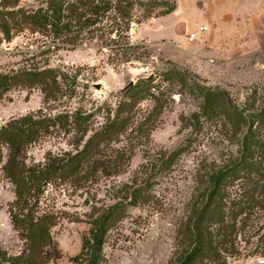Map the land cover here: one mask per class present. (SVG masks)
<instances>
[{"label": "rangeland", "instance_id": "1", "mask_svg": "<svg viewBox=\"0 0 264 264\" xmlns=\"http://www.w3.org/2000/svg\"><path fill=\"white\" fill-rule=\"evenodd\" d=\"M216 1L135 0L119 39L112 29H100L98 24L57 37L13 31L9 42L0 33L1 75L52 69L57 81L48 98L39 86L1 94L0 131L11 120L28 115L68 117L66 129L50 128L45 138L27 149V164H44L48 153L54 158L76 154L113 119L121 103L130 101L133 108L134 124L112 152L104 150L96 160L84 163L78 180L57 181L35 196L38 200L31 209L50 222L49 240L40 255L48 264H72L92 214L117 202L127 206L126 212L109 227L99 264H169L174 257L199 177L235 157L242 137L219 113L220 106L209 105L217 111L203 114V96L222 94L220 105L248 115L264 110V0L255 29L239 45L233 31L248 21L239 18L246 2L222 0L223 8L234 12L226 30L218 25L222 30L217 38H228L224 44L209 37L213 26L217 28ZM37 6V0L20 3L21 8ZM201 26L208 32L187 42ZM253 33L256 40L250 41ZM124 42L131 48L129 59L111 61L107 45ZM170 71L180 76L167 80L164 73ZM148 77L154 90L134 103L131 96L136 91L126 93L127 86ZM6 156L0 141V264H25L35 260L36 251L11 223L15 195L2 170ZM106 160L115 166L103 175L100 161ZM260 166L259 181L264 183V159ZM134 193L139 199L129 206ZM248 219L241 227L238 220L232 247L222 251L218 261L204 264H264V211L254 209Z\"/></svg>", "mask_w": 264, "mask_h": 264}, {"label": "trees", "instance_id": "2", "mask_svg": "<svg viewBox=\"0 0 264 264\" xmlns=\"http://www.w3.org/2000/svg\"><path fill=\"white\" fill-rule=\"evenodd\" d=\"M21 1L0 0V33L6 42L12 39L13 31L26 29L30 33H48L57 37L68 34L70 29H90L96 24L100 29H112V33L119 39L131 17L135 0H37L38 6L35 8H21ZM171 11L169 9L166 14ZM128 44L124 42L117 47L107 45L111 61L118 57L126 62L131 49ZM164 76L168 80L170 76L178 78L180 73L170 71L164 73ZM56 85L52 69L0 74V95L11 88L39 86L48 98ZM151 89L154 90L150 82L140 80L125 92L135 90L136 96L131 97L137 103V99L148 94ZM222 96L205 94L202 111L206 116L212 115L217 111L216 107L220 106L219 113L242 136L239 149L235 157L219 167L210 168L199 177L180 230L177 252L169 264L218 261L220 253L233 245L231 238H236L238 220L241 227L249 220L254 209L264 211V183L259 181L263 173L260 164L264 159V110L256 114H244L226 103L220 105L218 100ZM213 104L217 106H209ZM132 113L130 101L121 103L113 119L89 137L79 152L74 155L64 154L61 158H54L48 153L42 165L27 164V149L45 138L50 128L58 126L66 129L68 117L36 119L28 115L11 120L0 131V141L7 149L2 170L14 186L11 223L16 230L26 234L36 251L35 260L34 257L30 258L25 264H48L40 255L49 240L50 222L47 216H36L31 209L38 200L35 201V196L42 194L40 192L45 187L57 181L68 183L78 180L84 163L96 160L97 155L104 150L112 152V146L134 124ZM114 166V161H100V172L107 175ZM137 198L139 194L134 193L128 205L135 206ZM126 207L123 202H117L92 214L88 232L82 238L79 254L71 259L72 264H99L108 229L126 212Z\"/></svg>", "mask_w": 264, "mask_h": 264}, {"label": "crops", "instance_id": "3", "mask_svg": "<svg viewBox=\"0 0 264 264\" xmlns=\"http://www.w3.org/2000/svg\"><path fill=\"white\" fill-rule=\"evenodd\" d=\"M244 1L246 3H243L241 5L242 6L241 9H239V12H240L239 18H242V19L246 18V19H248V21L247 22L242 21L243 26H244L243 29L236 28L235 31H233V33H234L233 35L238 36L236 39H234V41L238 45L241 44L240 41H243L245 39V37H247L248 31L250 32L251 29H255L256 24H257V18L259 17L260 4L262 3V0H243V2ZM223 7L224 6L222 4V0L216 1L215 9L213 10L214 11L213 12V18H214L213 25L215 24V26L217 28H215L213 26L215 36L213 37L214 34H212V36H209V37L211 40H214L215 42H219V43L222 42V43L226 44L228 42V38H226L225 36L223 37V35L220 36L219 39L217 38L218 37L217 33L219 32V30L220 31L222 30L221 27H219L218 25L220 24L222 26V28L226 30V28H224V27L228 26V24H229L228 20L229 19L232 21V18L234 17V12L232 10L228 12L225 10L226 7L225 8H223ZM250 26L252 28H250ZM255 34L256 33H253V36H252L253 38L250 41L256 40V37H254ZM204 35H202V36H204ZM239 37H241V40L238 39ZM242 38H243V40H242ZM186 40H187V38H186ZM187 42H190V41L187 40ZM245 44L248 45L247 42H245Z\"/></svg>", "mask_w": 264, "mask_h": 264}, {"label": "built area", "instance_id": "4", "mask_svg": "<svg viewBox=\"0 0 264 264\" xmlns=\"http://www.w3.org/2000/svg\"><path fill=\"white\" fill-rule=\"evenodd\" d=\"M207 31H208V27L207 26H201L199 32L189 34L187 36V40L190 41V42L195 41V40H197V38L199 36H202V35L206 34Z\"/></svg>", "mask_w": 264, "mask_h": 264}, {"label": "water", "instance_id": "5", "mask_svg": "<svg viewBox=\"0 0 264 264\" xmlns=\"http://www.w3.org/2000/svg\"><path fill=\"white\" fill-rule=\"evenodd\" d=\"M142 80H144V81H146V82H149V81L151 80V78L148 77V78H145V79H142ZM132 85H133V83H130V84L127 86V88L130 87V86H132Z\"/></svg>", "mask_w": 264, "mask_h": 264}]
</instances>
